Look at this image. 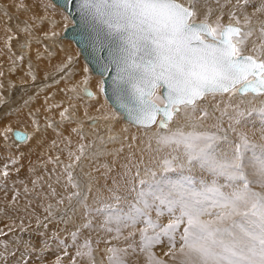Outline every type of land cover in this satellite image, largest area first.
Listing matches in <instances>:
<instances>
[{"label": "snow or ice", "instance_id": "obj_1", "mask_svg": "<svg viewBox=\"0 0 264 264\" xmlns=\"http://www.w3.org/2000/svg\"><path fill=\"white\" fill-rule=\"evenodd\" d=\"M251 3L236 0L225 24L220 0H215L220 10L215 19L209 0H79L84 18L109 42L108 63L116 69L113 90L129 122L156 127V151L168 148L180 153L161 161L159 178L151 168L145 169L142 178L136 165L131 189L135 195L126 208L121 205L123 198L110 190L112 202L92 209L103 217L100 227L115 232L116 240L122 229L144 225L138 229V251L144 264H167L153 251L162 238L168 241L166 255L178 258L179 264H264V106L243 109V101L232 102L237 94L264 95V19L257 17L253 24L256 13L264 15V0L250 15L244 10ZM237 8L243 13L242 21ZM160 89H164L162 94ZM225 94L228 101L223 107L217 102L209 112L201 106L209 97ZM254 114L256 120L251 119ZM209 118L216 121L211 125L215 131L199 130ZM257 120L260 127L251 131V137L258 133L259 140L238 127ZM173 123L176 126H170ZM233 133L235 139H230ZM13 136L28 138L19 130H13ZM221 143L228 147L221 149ZM193 166L212 179L194 177ZM4 167L2 174L7 177L8 165ZM185 168L187 175L183 174ZM177 170V178L167 175ZM72 187L78 189L79 184L72 183ZM73 197L89 207L87 194L81 199L79 191L72 192L70 204ZM68 211L75 213L74 208ZM164 215L169 217L166 224L160 222ZM92 224L88 220L77 227L71 233L73 241L81 229H90ZM134 236L129 232L125 239ZM42 243L46 248V242ZM23 246L35 251L32 241H23ZM129 249L137 252L134 241L126 248L107 247L108 264H132ZM76 257L96 264L90 236L77 245Z\"/></svg>", "mask_w": 264, "mask_h": 264}, {"label": "bare ground", "instance_id": "obj_2", "mask_svg": "<svg viewBox=\"0 0 264 264\" xmlns=\"http://www.w3.org/2000/svg\"><path fill=\"white\" fill-rule=\"evenodd\" d=\"M45 1L0 0V150L12 148L13 144L17 145L16 147L20 146L22 151L27 153L22 156L25 160L18 164L20 168L22 167L21 181L9 183L10 180L6 179L8 177L0 176V203L9 192L14 194L16 199L15 202L10 199L7 200L14 204L11 207L9 205L7 209H12L16 217L25 218L29 221L30 218L35 219L34 216H31L32 214L35 216L39 214L43 217L42 214L49 216V212H51L53 213L52 216H56L60 220L63 216V221L75 226L77 223H83L88 217L85 216V208L77 198L73 197L71 204L69 203L68 197L72 192L79 191L81 199L84 194H87V205H98L97 194L92 198V193L95 190L102 191L105 189L102 188L103 186L114 184L113 181L115 180L118 182L115 184L118 193L122 197H129L132 201L135 195L131 191L135 183L132 177L137 170L136 165H139L141 177L144 178L145 169H159L161 168V161L166 155H180V153L173 152L168 148L156 151L157 145L153 138L156 132L155 126L144 130V127L141 128L120 121V116L116 117L111 109L106 106L107 104L99 92L100 82L97 77L87 76L84 85L80 86L85 98L74 90L76 86H71L69 90L66 85L61 83L63 78H69L70 75H74V78L79 77V71L82 70L79 65L81 61L73 56L76 50L73 48L75 44H72V40H65L67 38L61 37V33L57 37L56 35L53 36L54 32L50 26L55 27L59 23L57 22L58 17H61L62 12L51 8ZM209 3L214 9L212 19H215L216 16L220 15V10L216 7L215 0H209ZM220 3L224 4L222 19H229L228 13L236 0H231L230 4L225 3V0H220ZM259 3L260 0H252V3L244 11L250 15L253 14ZM236 14L242 20L243 13L239 8H237ZM257 17L264 19V15L256 13L253 16L254 25H256ZM61 18L62 21L66 20V17L63 19L62 16ZM55 37L57 42L65 41L61 45H57L54 42ZM79 56L81 55L79 54ZM82 60L86 64L83 58ZM88 70L91 72L89 67ZM71 72L78 74H71ZM91 74L94 73L91 72ZM81 81L74 79L73 84L79 85ZM227 101V94L223 97L217 96L215 99L209 97L202 102L201 106L212 112L217 102L220 103V107H223ZM240 101H243L240 104L243 109L250 108L252 105L259 108L264 106V95L254 98L249 93V96L248 94H237L236 97H232L233 103ZM216 115H219V112H216ZM73 119L78 121V125L72 123ZM251 119L256 120L255 114ZM34 121H37L38 125H35ZM183 122V118H181L180 123ZM214 123L216 121L212 118L204 120L199 130L215 131L211 128ZM227 124L228 121L225 119V128H227ZM170 126L176 125L173 123ZM238 127L242 131L249 132L251 137V131L259 128L260 125L257 120L255 124L249 123L247 127L243 125ZM13 129L26 132L28 138L21 141L14 140L11 136ZM74 129L76 130L74 131ZM80 132H84L82 140L77 138V133ZM256 137L259 138L258 133ZM230 139H233L232 134H230ZM149 143H151V148H149ZM82 147L83 152H81ZM6 151L15 154V150L8 149ZM77 156L80 157L79 160L76 159ZM78 163H80V168H77ZM10 167V169L17 168ZM57 167H65L68 170L67 172L61 170L60 172L64 183L69 181V173H71V182H67L62 188L65 189L63 195H59L56 189H54L55 195H53V188H51L52 190L49 189L50 185L55 182L51 181L52 176H48L49 169L52 170ZM129 168L131 172L127 171ZM40 171L42 173H39ZM194 173L197 174V172ZM172 174L174 177L171 176V178L174 179L176 178L174 174H178V172ZM201 175L210 180L204 173H198L199 177H202ZM72 183H78L79 188H73ZM91 198L92 202L90 203ZM61 200L63 203H60ZM50 205L51 208H49ZM69 208H74L75 213L68 211ZM52 216L43 217L44 220L39 225L44 223H47L48 226L51 223H54L55 226L60 225L61 221L55 222L50 219ZM152 217L153 219L156 218L154 211ZM168 220L167 215L160 218L161 223L168 222ZM61 227L63 232L72 230L71 227L67 228L64 222ZM103 234L107 238L116 235V233L107 231ZM134 237L140 241L139 232L135 233ZM161 244L155 246L156 249L154 247L153 250L158 252L161 249L162 253H168L167 238H162ZM125 246L128 245H124V243L123 245H116L118 248ZM93 248L96 253V262L107 264L104 259L107 254L104 244L94 245ZM137 254L138 251L135 255ZM138 256L144 257L143 254ZM138 256H136L135 262L144 263L145 258L141 260ZM168 257L172 259L169 255ZM176 260L179 262L178 258Z\"/></svg>", "mask_w": 264, "mask_h": 264}, {"label": "rangeland", "instance_id": "obj_3", "mask_svg": "<svg viewBox=\"0 0 264 264\" xmlns=\"http://www.w3.org/2000/svg\"><path fill=\"white\" fill-rule=\"evenodd\" d=\"M45 3L47 5H49L51 8L58 9V11L62 12L61 17L63 16V19H65V17H66V20H63V21H62L61 17L60 18L58 17V21L57 22H59V23L55 25L56 28L54 26L53 27L50 26V28L53 29V32H54L53 36L56 35V37H57L62 32V29L65 26L69 25L71 23V21L68 18V15L60 7H58L57 5L55 6L52 3L51 0H46ZM228 20L229 19H222V23H228ZM56 37L54 38V42L57 45H61V43L63 41H65V40L69 41L68 39H65V40H62L61 42H57ZM72 44L74 45V43H72ZM73 48H74V50H76L75 51L76 54L74 52L73 56L76 57L75 59L81 61V64H79V65L82 67L81 68L82 70L79 71V74L77 72H71V74L72 73L78 74L79 77L74 78V75H70L69 78L68 77L67 78H63V82H61V83L66 85L67 88H69V90H70L71 86H74V87L76 86V89H74V90H76L77 93L82 97L84 92H83L82 89H80V86L84 85L86 77L87 76L88 77H90V76L97 77L99 82H100L99 83L100 84L99 92L102 95V93L100 91V87H101V77H100V75L91 74V72H89V70H88L87 65L83 62L81 56H79L77 47H75V45H74ZM74 79H76V81H79V80H82V81L80 82L79 85H74L73 84V80ZM32 80H33V77H32ZM50 89H53V88H50ZM87 92L90 93V91H87ZM69 93H71V92H69ZM80 96H77V97H80ZM248 96H249V94H248ZM102 97L104 98L103 95H102ZM234 97H236V95ZM256 97H260V96H256ZM104 100H105V103L107 104L106 106L109 109H111L113 114L116 117L120 116L119 117L120 121H125V120H122L121 115H119V113L116 110L113 109V107L107 102V100L105 98H104ZM34 122H35V125H38L37 121H34ZM125 122H127V121H125ZM72 123H76L78 125V121L77 120L74 121V119H73ZM127 123H129V122H127ZM148 128H151V127H148ZM148 128H145L144 130H146ZM15 129H17V128H15ZM75 130L76 129H74V131ZM83 136H84V132L77 133V138L78 139L82 140ZM232 136H233V139H235V137H234L235 134L234 133L232 134ZM258 137H259V134H258ZM252 139L259 140V138H257L256 136H254V138H252ZM5 141L7 142L8 139L5 140ZM12 146H13L12 148H6V150H8V149L15 150V154L14 155H13V152H10V151L8 152L5 149L0 150V167H2V168H0V176H3L2 173L5 170L4 166L7 164L8 165V169L7 170H8L9 175L7 176L8 178H6V179L10 180L9 183H14L17 180H19V181L22 180V177H21V168L22 167L20 168V166H18V164H20L21 161L25 160V158L22 157L25 154L22 151V148H20V146L16 147L17 145H13V144H12ZM220 147H221V149H225L228 146L225 143H221ZM19 150H20V152H19ZM172 155H176V154L166 155L165 157H171ZM6 157H7V159H6ZM12 161H15V163H12ZM10 166L17 167L18 171H17V168L10 169L11 168ZM77 168H80V163L77 164ZM61 170H64L66 172L68 171L67 169H65V167H57V168L52 169V170L49 169V175H48L49 177L52 176L51 177V181L57 182V183L54 182L52 185H50L49 189L50 190H52L51 188H53V190L56 189L57 193L59 192V195L65 194L64 193L65 189H62V188L65 187V184L67 182H69L68 180H67L66 183H64L62 181L63 180V176L62 177L60 176V175H62L60 173ZM154 171L157 172L158 178H159V173L162 172V169L159 168V169H155ZM249 171H251V170H249ZM176 172H178V174H174V175L177 178V176L179 175V170H177ZM176 172H172V173H176ZM194 172H197V174L194 173ZM39 173H42V171H40ZM172 173H168L167 175L170 174L169 176L171 177V176H173ZM198 173L201 174L203 172H201V170L199 169L198 166H193L191 174L194 177H196L197 179H199L200 177L198 176ZM14 174H15V176H17V175L18 176L15 177V176H13ZM183 174H185V175L189 174L187 168L184 169V173ZM204 174L210 180L212 179V177L210 175H208L207 173H204ZM201 176H203V175H201ZM3 177H5V176H3ZM95 177H97L96 174H95ZM52 178H53V180H52ZM220 179L222 180V181L220 180V183H223L224 182L223 178H220ZM54 185H56L57 187L56 186L54 187ZM112 185H113V189H112ZM102 188H105V189H103L102 191L95 190L94 193H92V198H93V196H95V194H97L98 205L88 204L89 208H87V209L85 208V216L88 217L89 220L93 221L92 227L90 229H81V234L77 237V240L75 242L72 239L71 233L76 231L77 227L81 226L83 223H85V221H88V219H86L83 223H80V224L77 223L74 226V224L65 223L63 220H60L56 216H52V217H50V219L52 221H55V222L56 221H59V222L61 221L60 225H56L55 226L54 223H51V225H49V226H47L45 228V227H43V224L41 226L39 224L44 220L43 217H48L49 218L48 215L42 214L43 215V217H42L38 213H37L38 215H36V216L32 214L31 216H34L35 219H31L30 218V220L27 221L25 218L16 217L15 213L12 212V209L8 210L7 207L9 205H10V207H11V205L14 206V204L9 202V201H7V200L10 199L11 201L15 202V200H13V197L15 195L14 194H10L8 192L6 194V196H5L6 198L2 199L3 201L0 203V205H1V208H0V232L6 233V235H0V264H10V263L11 264H87V259L86 258L76 257V251H77V245L83 244L85 238L89 237V236L91 237L92 248H93L94 245H97V244H100V243H103L104 246L107 248L109 246H113V245L116 246L118 244L123 245V243H124V245H129V244L133 243V241H134L135 245L137 247V251H138L140 241L137 238H135V237H130L128 239H125V237H128V234H129L130 231L134 232V233H138L139 232L138 229L142 228L144 226L143 224H140V226H139V224H137L135 226V228L129 227V228H124L126 230L122 229L123 234L121 235L120 239H118V240L113 239V237H111V236H109V238L104 236L103 233L106 232V230L104 228L100 227V224H101V221L103 220V217L96 215V213L94 211H92V209L100 207V205L102 203L112 202L111 197L113 195V191L110 192L111 189L116 191L118 195L121 196V194L118 193V190H117V187H116L115 184H109L108 186H103ZM103 196H104V198H103ZM92 198H91L90 203L92 202ZM122 198H124V199L121 200V205L126 207L127 203L129 201H131V200H130L129 197H126V196H123ZM86 213H87V215H86ZM63 222L65 223V225H67V228L71 227L72 230H70L68 232L66 230L65 232H63V229L61 227L63 225ZM164 222L167 223V221H164ZM164 222H162V224H166ZM9 228H11L12 231H9ZM113 234H115V232H113ZM23 241H32V242H34L35 251H33L31 249L26 251L24 246H23ZM106 241H107V243H106ZM42 242H46V244H47L46 248H44V244ZM5 245H7V250L6 251H5ZM161 245L163 247V244H161ZM126 247L127 246H125L123 248H126ZM178 247H179V242L177 243V248ZM42 248H44L43 251L41 250ZM154 249H156V247ZM159 251H160L161 254L159 253ZM161 251L162 250L159 249L158 252H156V250L154 252L156 253V255L158 257H160V258L163 257L162 259H165V261H167V264H179V262H177V260L170 259L168 257V255H165L166 254L165 252L162 253ZM22 253H23V256H22ZM129 253H130L129 260L132 262V264H138L135 261H136V256L140 255L139 251H138V254L135 255V253L133 254L131 249H129ZM94 255H95V258H96V253L95 252H94ZM106 255L104 256V259L107 262ZM138 258H140L142 260L144 257L141 258V257L138 256ZM174 261H175V263H174ZM96 264H98V262H96ZM107 264H108V262H107ZM142 264H144V263H142Z\"/></svg>", "mask_w": 264, "mask_h": 264}, {"label": "water", "instance_id": "obj_4", "mask_svg": "<svg viewBox=\"0 0 264 264\" xmlns=\"http://www.w3.org/2000/svg\"><path fill=\"white\" fill-rule=\"evenodd\" d=\"M51 1L66 12L71 20V23L62 29L60 36L73 41L91 72L100 75V91L104 98L114 110L120 113L123 120L129 122L127 113L125 109L121 108L120 101L113 90V77L116 74V69L114 65L108 63V40L105 39L103 33L99 32L84 18L78 6L79 0H72L71 3L68 0ZM159 91L162 94L164 89ZM13 130L11 131L12 138L16 141H21L13 136Z\"/></svg>", "mask_w": 264, "mask_h": 264}]
</instances>
